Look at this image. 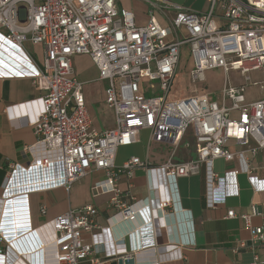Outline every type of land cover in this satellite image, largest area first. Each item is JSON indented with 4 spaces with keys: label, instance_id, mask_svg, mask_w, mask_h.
Listing matches in <instances>:
<instances>
[{
    "label": "built area",
    "instance_id": "obj_1",
    "mask_svg": "<svg viewBox=\"0 0 264 264\" xmlns=\"http://www.w3.org/2000/svg\"><path fill=\"white\" fill-rule=\"evenodd\" d=\"M144 1L150 4L149 20L140 25L135 13L117 0H0V78L27 77L43 91L17 110V115L28 117L37 140L26 148L32 155L29 163H11L3 184L0 264H49L48 247L54 248L55 264H81L90 257V264H103L105 259L128 255L124 249L121 252L125 239L135 249L164 250L159 227L165 226L168 233L173 229L169 221L174 211L168 209L177 206L178 179L199 173L202 165L207 171L209 207L240 195L241 173L254 192H264V176L253 172L247 156L264 150V0H207L205 12L168 0ZM158 7L175 11L169 26L158 21ZM26 41L41 45V60L26 50ZM185 44L190 45L194 62L192 81H204L205 72L217 68L227 75L220 99L197 91L184 99L168 98ZM77 55H89L99 79L108 81L105 103L114 110L115 129L93 126L84 82L75 74ZM231 71L239 74L240 82H233ZM257 71L260 77L254 79L252 73ZM251 87L263 96L248 99ZM141 130L169 142L170 158L153 165L132 156L116 164L118 149L138 142ZM189 130L197 157L175 162ZM231 143L244 149L234 150ZM219 159L237 160L239 166L220 174L215 169ZM92 168L105 172L94 182L93 195L113 194L115 212L106 225L98 224L97 207L87 204L21 234L7 235L1 220L18 197L69 188ZM140 168L148 177L149 195L137 199L130 190L122 191L118 181L122 175L131 179ZM123 196L130 201H123ZM41 211L45 213L46 207ZM259 214L254 204L251 212H227L228 217L243 220L255 249L264 244V226L252 222ZM148 228L146 242L143 231ZM84 232L91 234L90 243ZM246 246L239 241L234 251ZM249 264H264V259L254 250Z\"/></svg>",
    "mask_w": 264,
    "mask_h": 264
},
{
    "label": "crops",
    "instance_id": "obj_2",
    "mask_svg": "<svg viewBox=\"0 0 264 264\" xmlns=\"http://www.w3.org/2000/svg\"><path fill=\"white\" fill-rule=\"evenodd\" d=\"M168 1L197 12H205L208 9L207 0H205V6L202 9L195 7V4L200 0ZM136 3L139 9L135 8ZM149 7L150 4L144 0H130L128 5L129 10L135 13L137 24L140 25L148 22ZM155 14L159 22H166V26H169L170 20L175 16V11L158 7L155 9ZM41 50L43 49L41 48ZM33 57L37 60L36 56ZM83 58H88L93 64L89 55L75 56L73 63L76 76V66ZM255 73L260 77V72ZM232 78L233 81L241 79L237 72L236 76ZM251 88L246 94L248 99H259L263 96L260 91L251 94L249 92ZM42 94L43 91L36 87L30 78H0V197L11 163L18 162L27 165L32 155L26 148L37 140L33 126L28 124V117L21 114L17 115V110L21 104ZM92 120L93 126L98 129L93 118ZM142 136L147 137V142L142 141ZM185 137L194 136L189 130L183 139ZM138 138V142L118 149L116 164H121L132 156H139L144 160L148 159L153 165L163 164L170 158L171 144L167 141L154 139L152 131L141 130ZM182 141L176 150L173 161L183 162L195 159L197 157L196 147L192 149L188 142L183 143ZM187 143L189 146H186ZM231 144L234 150L244 149L242 146ZM251 144L255 145V142L252 140ZM154 145L156 154H152L151 151ZM247 156L253 172L259 177H263L264 150L257 155L247 152ZM238 166L237 160L224 161L219 159L215 162V169L220 174ZM104 175V170L92 168L87 175L73 182L69 188L59 187L20 196L15 200L13 208L2 217L1 224L7 235L12 237L27 231L30 226L38 227L70 208L93 204L98 209L97 222L104 226L107 218L115 212V206L112 203L113 194L103 193L94 196L92 193L94 182L102 179ZM206 176V167L202 165L199 173L178 179V203L175 209L174 207L168 209L174 211V217L170 219L171 222L169 221L173 228L169 232L171 236L168 235L165 226L159 227L160 238L165 244L164 250L162 247L135 249L129 244V240L125 239L121 246V252L124 249L126 250L125 254H140V264H156V262L159 264H249L253 258L254 250L264 259V244L255 249L251 231L245 228L243 220L240 217L227 216L229 209H234L237 214L251 212L254 204L262 214L252 218L253 225L264 226V192H254L248 182L247 175L241 173L238 176L240 195L226 198L225 201H220L215 207H209ZM118 186L122 191L130 190L131 196L137 199L149 195L148 177L142 168L137 169L131 179L127 175H122L118 181ZM122 200L130 201V198L123 196ZM42 206L46 207L45 213L41 211ZM150 232V228L143 231L146 242L150 239ZM83 237L87 243L91 242L90 233L84 232ZM239 241H245L247 246L234 251V246ZM98 257L101 255L98 254ZM46 258L49 264H55L53 247L47 248ZM92 258L82 261L81 264H90ZM117 259V257L105 259L103 264H118Z\"/></svg>",
    "mask_w": 264,
    "mask_h": 264
},
{
    "label": "rangeland",
    "instance_id": "obj_3",
    "mask_svg": "<svg viewBox=\"0 0 264 264\" xmlns=\"http://www.w3.org/2000/svg\"><path fill=\"white\" fill-rule=\"evenodd\" d=\"M121 4H120V2ZM117 0L120 6L126 9L128 8L130 0ZM129 1V2H128ZM135 1V0H132ZM205 0H200L195 4L196 9L204 8ZM135 8H138L137 3ZM164 26L166 22L160 21ZM26 50L36 56L37 60L43 58V50L41 45L33 44L30 41L24 43ZM92 60V59H91ZM93 62V61H92ZM77 77L79 80L84 82V93L86 95V106L90 111L94 124L98 129L111 130L115 129V114L114 110L105 103V88L108 86L107 80H101L98 76V70H96L94 63L92 64L88 58H83L77 64ZM194 69L193 57L190 52V45L185 44L181 49L180 64L174 78L172 88L169 92L168 98L184 99L192 95L195 91L200 93L211 92L215 94L217 99H220L221 90L224 84V78L227 76L224 71L220 68L207 70L205 72L204 81H192L191 72ZM229 76L235 77L236 72L231 71ZM254 79L259 77L255 72L252 73ZM239 81L234 80L233 82L238 83ZM260 90L257 87H253L249 90L251 94L258 93ZM147 137L142 136V141L147 142ZM188 142L192 149L196 147L195 137H185L182 141ZM171 147V146H170ZM182 147V146H181ZM167 148V147H165ZM152 154H156L155 145L152 146Z\"/></svg>",
    "mask_w": 264,
    "mask_h": 264
},
{
    "label": "water",
    "instance_id": "obj_4",
    "mask_svg": "<svg viewBox=\"0 0 264 264\" xmlns=\"http://www.w3.org/2000/svg\"><path fill=\"white\" fill-rule=\"evenodd\" d=\"M117 258L118 264H140V254H128Z\"/></svg>",
    "mask_w": 264,
    "mask_h": 264
},
{
    "label": "bare ground",
    "instance_id": "obj_5",
    "mask_svg": "<svg viewBox=\"0 0 264 264\" xmlns=\"http://www.w3.org/2000/svg\"><path fill=\"white\" fill-rule=\"evenodd\" d=\"M1 55H3V54H1ZM171 222V221H170ZM162 224H165V221H163V223Z\"/></svg>",
    "mask_w": 264,
    "mask_h": 264
}]
</instances>
